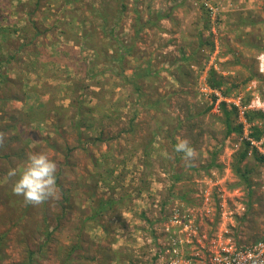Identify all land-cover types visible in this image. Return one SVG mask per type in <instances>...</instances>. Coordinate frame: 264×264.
<instances>
[{
  "label": "rangeland",
  "instance_id": "obj_1",
  "mask_svg": "<svg viewBox=\"0 0 264 264\" xmlns=\"http://www.w3.org/2000/svg\"><path fill=\"white\" fill-rule=\"evenodd\" d=\"M207 1L215 32L198 0H0V264H153L179 224L264 238L259 162L221 102L264 83V0ZM34 152L57 164L38 206L12 193Z\"/></svg>",
  "mask_w": 264,
  "mask_h": 264
},
{
  "label": "built area",
  "instance_id": "obj_2",
  "mask_svg": "<svg viewBox=\"0 0 264 264\" xmlns=\"http://www.w3.org/2000/svg\"><path fill=\"white\" fill-rule=\"evenodd\" d=\"M210 15L212 22V31L215 32L216 14L218 8L209 5L207 0H198ZM260 73V72H259ZM264 78V74H261ZM219 98V95L216 94ZM221 99H218L217 103ZM226 109L235 111L238 125L241 128L242 136L240 141L247 145L246 156L255 153L259 162L260 189L264 193V83L252 81L245 89V93L237 92L224 98L221 101ZM216 110L220 109L218 105ZM260 115L262 118H257ZM252 118V119H251ZM261 133L259 139L254 137L255 131ZM239 143L234 145L238 150ZM219 198L223 199L224 195L219 194ZM179 224V221H175ZM180 226L178 234L174 233L173 228L166 227L167 237H154V263L153 264H252L248 254L251 252L253 256L258 255L257 246L264 244V238L240 247L235 246L229 240L220 238L219 235L208 237L207 232L199 229L188 232L186 225ZM172 230V231H170ZM264 251V250H260ZM264 259V257H262Z\"/></svg>",
  "mask_w": 264,
  "mask_h": 264
},
{
  "label": "clouds",
  "instance_id": "obj_3",
  "mask_svg": "<svg viewBox=\"0 0 264 264\" xmlns=\"http://www.w3.org/2000/svg\"><path fill=\"white\" fill-rule=\"evenodd\" d=\"M258 71L264 74V52L257 57ZM5 133L0 132V147L5 143ZM175 151L183 153V160L186 166H193V161L197 157L196 150L190 146V142L186 139L178 140L175 145ZM57 164L43 152L29 153L23 170L19 173L12 187V193L16 196L23 197L26 205L38 206L50 199L58 198V189L56 185ZM16 169H10L7 175L11 177L17 176ZM259 254L253 256L248 254L252 264H264V244L257 246Z\"/></svg>",
  "mask_w": 264,
  "mask_h": 264
},
{
  "label": "trees",
  "instance_id": "obj_4",
  "mask_svg": "<svg viewBox=\"0 0 264 264\" xmlns=\"http://www.w3.org/2000/svg\"><path fill=\"white\" fill-rule=\"evenodd\" d=\"M210 84L214 87V88H220L221 86H222V83L221 82H211L210 81ZM222 112H223V114H224V116H225V118H226V127H227V131H228V134L229 133H231V132H233V131H237L236 129H234V128H231V124H230V116H231V113L230 112H227L226 110H225V108H224V106L222 107ZM255 117H257V118H262L260 115H255ZM252 119V118H251ZM238 132V131H237ZM261 136V133H260V131H258V130H256L255 131V133H254V137L256 138V139H259V137ZM245 158H246V152H242L241 154H240V156H239V161L238 162H242L243 160H245ZM237 173H240V170L239 169H237V171H236ZM240 176H241V178L243 179V181L245 182V183H247V178H246V176H245V174H240ZM107 204V203H106ZM104 207L102 206L100 209H103Z\"/></svg>",
  "mask_w": 264,
  "mask_h": 264
}]
</instances>
